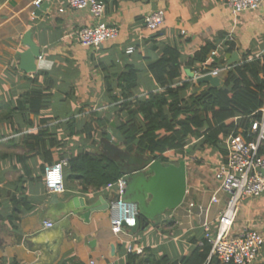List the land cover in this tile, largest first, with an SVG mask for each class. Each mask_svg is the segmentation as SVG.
<instances>
[{"label": "crops", "instance_id": "0c3cea01", "mask_svg": "<svg viewBox=\"0 0 264 264\" xmlns=\"http://www.w3.org/2000/svg\"><path fill=\"white\" fill-rule=\"evenodd\" d=\"M34 1L0 0V264H126L128 243L144 248L138 255L149 248L157 257L167 255L171 261L178 260L191 250L193 239L201 236L202 221L208 219L214 224L224 207L223 194L218 203L210 205L206 215L189 208L188 203H209L216 187L214 173L225 152L206 145L196 146L192 152L186 149V158L181 157L187 171L185 200L148 221L149 226L137 233L114 234L108 211L103 210L91 212L87 221L70 215L65 222L73 237L63 235L59 240L58 229L46 226L51 223L45 213L53 196L43 182L42 167L46 163L41 154L28 151L32 138L26 135L47 128L52 133L50 139L56 141L54 155L60 154L59 160H65L66 165L69 155L86 150L102 153L118 166H128L129 155L140 154L125 150L114 126L117 109L111 100L121 94L118 74L128 65L136 69L133 96L144 97L147 92L161 89L148 67L160 57L162 48L170 45L179 50L182 68L174 83L189 82L184 97L199 92L208 84L196 82L187 69L195 76L227 63L229 53H237L239 61L248 52L254 53L249 57L264 53V0L257 9L239 13H233L225 0H104L103 21L117 26L118 34L98 49L77 41L78 29L95 23L86 9H70L67 0H41L38 6ZM156 8L164 10L165 19L158 30L151 31L144 27L143 18ZM27 34L39 50L28 64L22 62L23 53L29 51ZM207 43L213 48L205 60L192 61ZM130 45L135 50L127 54L125 49ZM31 89L39 93L30 94L26 106L21 108L22 94ZM39 99H46L47 105L34 115L31 112L37 109L32 101ZM9 101L11 106H1ZM95 112L108 116L111 123L92 132L74 134L82 131ZM28 113L32 126L21 118ZM43 119H47L46 123ZM194 143L195 140L190 142V147ZM113 192V188L106 187L81 191L78 180H67L65 191L57 198L67 201L84 196L94 201L101 196L111 197ZM23 195L31 202V208L22 207L19 219H9L14 197ZM130 197L131 194L126 195V199ZM252 199L255 201L248 207L264 205V199ZM53 205L61 209L58 203ZM248 207H244L241 221L247 219V225L264 236V209L255 210L254 218H249ZM238 225L234 227H243L242 223ZM140 232L142 236L136 238ZM252 264H264V246Z\"/></svg>", "mask_w": 264, "mask_h": 264}, {"label": "trees", "instance_id": "16d2710c", "mask_svg": "<svg viewBox=\"0 0 264 264\" xmlns=\"http://www.w3.org/2000/svg\"><path fill=\"white\" fill-rule=\"evenodd\" d=\"M211 48V43L205 44L191 60L203 62ZM248 54L254 55L248 52L239 63L231 66L219 87L206 85L204 89L194 91L188 97H184L183 92L189 82L179 85L174 83L182 72L180 53L176 47L165 45L160 57L149 64V72L161 89L147 92L144 97L132 95V89L137 85V71L132 65H128L117 77L120 97L115 96L111 100L116 104L113 120L121 145L127 152L150 155L164 164L178 162L182 155L187 154L186 149L192 152L196 146H210L224 154L222 140L231 131H235L234 118L241 117L240 123L246 125L247 120L244 118L259 109L264 102V53L250 60ZM31 81L35 82V79ZM108 88L110 92V85ZM32 93L38 94L39 91L31 89L22 94L21 108L26 106V99ZM32 103L37 110L33 109L31 113L37 115L47 105V100L39 99ZM11 104L9 101L1 106L9 107ZM12 110L13 108L10 109ZM31 113L21 116L23 122L30 126L33 125L28 117ZM46 120L43 119L42 122L46 123ZM110 123L108 116L95 112L82 131L74 134L102 129ZM51 135L47 128H39L36 133L26 135L32 138L28 151L32 155L41 154L46 164L61 158L60 154L54 155L56 141L50 139ZM194 140L196 143L190 147V142ZM260 154L264 155V145ZM44 166L45 164L42 168ZM63 174L65 185L67 180H78L81 191H88L105 188L107 184L121 177L123 172L106 155L81 150L69 155ZM14 202L13 213L9 219H19L22 207L31 208V202L24 195L14 197ZM197 240L195 237L191 250L178 260L171 261L167 255L157 257L147 248L143 255L128 253L126 264H204L210 245L205 243L197 246ZM208 264L232 263H223L211 257Z\"/></svg>", "mask_w": 264, "mask_h": 264}, {"label": "built area", "instance_id": "2783aa9c", "mask_svg": "<svg viewBox=\"0 0 264 264\" xmlns=\"http://www.w3.org/2000/svg\"><path fill=\"white\" fill-rule=\"evenodd\" d=\"M225 1L233 13H239L257 9L263 0ZM40 3L41 0L34 1L37 6ZM67 6L74 10L86 9L95 19L94 24L83 26L76 32L80 45L98 49L105 41L117 36L118 27L103 21L106 8L104 0H67ZM164 19L163 9L150 10L143 18L144 27L151 31L158 30L163 25ZM134 50V47L130 45L125 52L131 54ZM250 59L252 56L248 57V60ZM231 66L233 65L225 63L206 72L198 73L194 77L207 73L217 75L220 70L229 69ZM241 119V117L234 118L235 131H231L222 140L225 158L218 163L215 170L216 187L210 196L209 203L206 206L196 201L188 203L189 208H196L206 215L210 205L220 201L221 194L225 197L224 207L217 214L215 223L204 219L200 225L202 232L196 245L203 246L205 243L210 245L204 264H208L211 257L223 263L252 264L264 246V236L257 229L248 225L239 229L234 227L243 200L247 198L264 199V155L260 154L264 145V102L259 109L244 118L247 120L246 125L240 123ZM65 165L66 161L63 159L45 165L43 182L49 193L61 194L65 191L63 174ZM126 187L127 176L125 174L115 182L106 185V188H113L116 194L107 208L110 229L114 234L128 233V229L123 224L127 227L134 226L138 216L137 204L125 197ZM46 226H51V223H46ZM143 249L142 246L127 244L129 253L141 254Z\"/></svg>", "mask_w": 264, "mask_h": 264}, {"label": "water", "instance_id": "95a60500", "mask_svg": "<svg viewBox=\"0 0 264 264\" xmlns=\"http://www.w3.org/2000/svg\"><path fill=\"white\" fill-rule=\"evenodd\" d=\"M25 42L29 46V51L23 53L22 62L28 64L31 58L39 55L38 47L32 42L30 34L25 36ZM239 62L237 53H229L227 55V64L234 65ZM188 75L198 83H207L210 87H219L221 81L228 73V69H222L217 75L209 73L202 76L194 77L188 69ZM128 166L120 165L123 174L127 176L126 195L131 197L128 199L135 202L138 207V216L134 226L125 228L128 233L133 235L139 229L149 226L148 221H153L157 215L167 210L178 207L183 203L186 196L187 188V171L185 160L181 159L178 163L164 164L160 160L154 159L150 155H129ZM138 162L134 165L133 162ZM116 197L113 192L111 197L100 198L91 201L88 197L74 196L67 201H59L57 194H53L48 210H46L45 218H50V228H57L59 231V240L63 235L72 236L73 232L68 228L67 219L74 214L79 218L87 221L89 215L94 211L107 210L108 204ZM58 203L60 210L53 205ZM45 219V220H46Z\"/></svg>", "mask_w": 264, "mask_h": 264}, {"label": "rangeland", "instance_id": "374dc122", "mask_svg": "<svg viewBox=\"0 0 264 264\" xmlns=\"http://www.w3.org/2000/svg\"><path fill=\"white\" fill-rule=\"evenodd\" d=\"M183 157H185L186 158V156L185 155H183ZM259 200V199H258ZM262 200V199H261ZM255 201V199H251V198H247V199H245V200H243V202L241 203V205H240V207H239V211H238V214H237V218H236V220H235V226H239L238 224L239 223H242V225L244 226V225H247V223H249V221L246 219V221H241V219L244 217V207H248V205L251 203V205H252V203ZM263 202H264V200H262ZM255 206L256 205H254V206H249L248 208H246L247 209V212H248V214H249V218H254V216H253V213H255V210H259V209H264V205L263 206H258V207H256L255 208ZM252 215V216H251ZM251 216V217H250ZM247 218V217H246ZM245 219V218H244ZM148 235H150V234H148ZM142 236V232H140L139 234H137L136 235V238H140ZM141 242H145V239H142V241Z\"/></svg>", "mask_w": 264, "mask_h": 264}]
</instances>
